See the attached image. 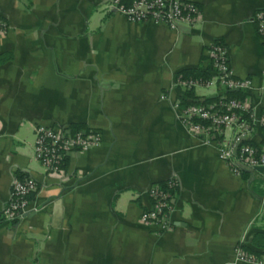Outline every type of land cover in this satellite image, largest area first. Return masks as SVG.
Listing matches in <instances>:
<instances>
[{
	"label": "crops",
	"instance_id": "0c3cea01",
	"mask_svg": "<svg viewBox=\"0 0 264 264\" xmlns=\"http://www.w3.org/2000/svg\"><path fill=\"white\" fill-rule=\"evenodd\" d=\"M189 1L200 20L170 31L128 24L110 0H0L10 26L0 40V212L12 181L37 183L35 211L12 223L0 214V264H233L240 246L264 257V172L234 175L170 104L177 74L207 71L217 42L232 77L251 81L243 101L264 110V0ZM224 93L193 90L198 101ZM72 124L102 142L50 176L33 158L34 128ZM251 144H263L260 131ZM167 181L177 183L173 229L157 234L138 217Z\"/></svg>",
	"mask_w": 264,
	"mask_h": 264
},
{
	"label": "built area",
	"instance_id": "2783aa9c",
	"mask_svg": "<svg viewBox=\"0 0 264 264\" xmlns=\"http://www.w3.org/2000/svg\"><path fill=\"white\" fill-rule=\"evenodd\" d=\"M109 10L125 19L130 25L163 26L176 31L180 24L193 27L200 20L198 7L189 0H110ZM256 32L264 42V9L255 17ZM10 32L7 22L0 18V40ZM212 65V77L208 80H182L176 77L172 89L181 97L198 87L219 88L223 92H245L251 87L249 79H235L228 66L227 50L220 43L211 44L206 53ZM264 79V72L262 73ZM162 100H170L162 95ZM171 108L180 125L190 134L200 136L205 144L217 147L218 160L234 175L244 172H264V110L257 113L247 101L219 100L211 106L191 104L184 106L177 98L170 100ZM216 109H221L218 112ZM231 134L226 136V132ZM256 131L262 134L263 144L254 146L251 140ZM101 135L96 131L72 133L68 128L37 126L34 128L33 158L46 174L54 177L64 175V162L72 154H84L97 149ZM167 191L159 185L152 186L147 195L150 208L143 211L138 222L153 227L157 234L171 232V216L175 212L174 196L168 191L176 190L175 181L166 182ZM37 191V183L31 177H23L11 183L9 197L1 209V217L7 223L18 221L29 212L30 195ZM233 264H264V257L243 252L236 247Z\"/></svg>",
	"mask_w": 264,
	"mask_h": 264
},
{
	"label": "trees",
	"instance_id": "16d2710c",
	"mask_svg": "<svg viewBox=\"0 0 264 264\" xmlns=\"http://www.w3.org/2000/svg\"><path fill=\"white\" fill-rule=\"evenodd\" d=\"M212 72H213V68H212V65L210 64L209 69L207 71H203L201 69H191V70L179 72L177 74V77H179V78L181 77L182 80L191 79V80H203V81H205V80H208L212 77ZM221 95L224 96L227 100L234 99L237 101H243L245 98L241 92H225L224 94H221ZM177 99L179 101H181L182 105H184V106L191 105V104L211 106V105H214L218 102L219 96L216 97L215 99H212V100L198 101L193 95V90H191V91H188V92H185L184 94H182L181 97H180V95L177 96ZM216 110L218 112H221V109H216ZM66 128H68L69 131H71L72 133H78V132H86L87 133L89 131V130L85 129L82 125H78V124H72ZM66 164H67V160L64 162L63 169H65ZM257 173H260V172L257 171ZM261 173H263V172H261ZM247 176L248 175L246 172L241 174V177L245 180L247 179ZM22 178H20V179H22ZM156 185H159L160 189H162L163 191H167L166 182L165 183H159ZM168 192L172 196H175L176 190H170ZM32 196H33V194L30 195V197L28 199L29 201H31ZM240 250L243 252L250 253V251H248L247 249H245L241 246H240ZM254 255H258V254L255 253Z\"/></svg>",
	"mask_w": 264,
	"mask_h": 264
},
{
	"label": "water",
	"instance_id": "95a60500",
	"mask_svg": "<svg viewBox=\"0 0 264 264\" xmlns=\"http://www.w3.org/2000/svg\"><path fill=\"white\" fill-rule=\"evenodd\" d=\"M259 172H262V169H258Z\"/></svg>",
	"mask_w": 264,
	"mask_h": 264
},
{
	"label": "rangeland",
	"instance_id": "374dc122",
	"mask_svg": "<svg viewBox=\"0 0 264 264\" xmlns=\"http://www.w3.org/2000/svg\"><path fill=\"white\" fill-rule=\"evenodd\" d=\"M10 27V26H9ZM9 34V33H8ZM232 260H233V256H232ZM241 264V263H240Z\"/></svg>",
	"mask_w": 264,
	"mask_h": 264
}]
</instances>
